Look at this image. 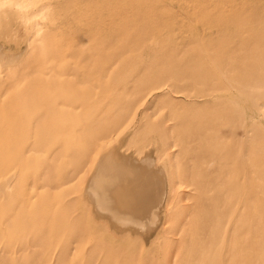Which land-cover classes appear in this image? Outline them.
Masks as SVG:
<instances>
[{"label":"rangeland","instance_id":"1","mask_svg":"<svg viewBox=\"0 0 264 264\" xmlns=\"http://www.w3.org/2000/svg\"><path fill=\"white\" fill-rule=\"evenodd\" d=\"M3 55L0 264H264V0H0ZM121 138L152 231L85 195Z\"/></svg>","mask_w":264,"mask_h":264},{"label":"bare ground","instance_id":"2","mask_svg":"<svg viewBox=\"0 0 264 264\" xmlns=\"http://www.w3.org/2000/svg\"><path fill=\"white\" fill-rule=\"evenodd\" d=\"M11 59L3 55L0 63ZM123 141L121 138L99 156L85 195L99 214L117 225L131 224L152 231L149 224L157 218V203L164 202L167 178L165 181L157 167L154 148L137 156L121 148ZM9 178L0 181L1 189Z\"/></svg>","mask_w":264,"mask_h":264}]
</instances>
